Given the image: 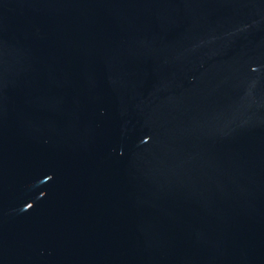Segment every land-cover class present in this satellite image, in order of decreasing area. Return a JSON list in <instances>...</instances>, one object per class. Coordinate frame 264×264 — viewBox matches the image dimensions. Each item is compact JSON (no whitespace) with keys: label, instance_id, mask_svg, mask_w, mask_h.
<instances>
[{"label":"water","instance_id":"water-1","mask_svg":"<svg viewBox=\"0 0 264 264\" xmlns=\"http://www.w3.org/2000/svg\"><path fill=\"white\" fill-rule=\"evenodd\" d=\"M0 264H264V0H0Z\"/></svg>","mask_w":264,"mask_h":264}]
</instances>
